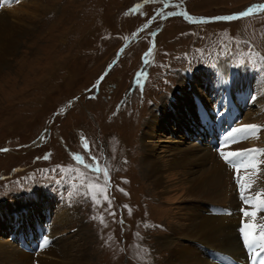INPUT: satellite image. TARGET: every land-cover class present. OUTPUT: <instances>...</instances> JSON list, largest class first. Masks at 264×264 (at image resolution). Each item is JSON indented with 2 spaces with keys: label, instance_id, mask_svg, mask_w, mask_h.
Returning a JSON list of instances; mask_svg holds the SVG:
<instances>
[{
  "label": "rangeland",
  "instance_id": "obj_1",
  "mask_svg": "<svg viewBox=\"0 0 264 264\" xmlns=\"http://www.w3.org/2000/svg\"><path fill=\"white\" fill-rule=\"evenodd\" d=\"M168 1L0 0L9 22H24L0 67V244L10 243L7 252L34 235L29 223V233L22 232L27 219L40 222L48 214L51 242L68 247L75 263L159 264L163 236L177 234L170 230L175 219L222 203L192 195L182 182L190 173L209 182L210 172L200 173L204 163L228 168L217 170L218 186L251 201L241 181L264 167V0H180L197 15L247 13L199 26L168 14L170 7L162 10ZM226 97L242 99L234 129L258 127L226 144L231 129L224 116L227 130L218 139L214 129L213 147L195 132L207 131L195 110L209 117L213 131L223 124L211 108L220 110ZM150 157L165 167L162 186L153 189ZM226 157L235 163L226 165ZM182 241L176 237L172 246ZM248 242L252 248L241 239L245 262L260 264L264 249L252 254L255 240Z\"/></svg>",
  "mask_w": 264,
  "mask_h": 264
},
{
  "label": "bare ground",
  "instance_id": "obj_2",
  "mask_svg": "<svg viewBox=\"0 0 264 264\" xmlns=\"http://www.w3.org/2000/svg\"><path fill=\"white\" fill-rule=\"evenodd\" d=\"M7 4L9 11L12 12L16 11L15 10L16 7L14 5H10V3L8 2ZM23 25H24L23 20H18V22L11 20V22H9L8 15L5 12L0 11V67H2L3 64L5 63L6 56L9 54V52L13 50V48L17 45L18 35H20V33H14V32L21 30L20 26ZM233 74L234 71L230 67H228L225 73V80L227 83L231 82ZM216 92H218L216 94L220 95V86H218ZM220 97L221 96H218L219 101H220ZM218 99H216L217 100L216 102H218ZM239 99L240 97H237L236 99H232L231 97H228L225 101H223V107L225 108V111H222L221 113L225 114L228 117H235L234 114L237 111H239L238 103H237ZM204 102L207 103V100H204ZM239 102L242 103V99ZM234 110L235 112L232 113ZM247 134L244 137H248L249 135ZM258 135L262 137L263 132L258 131ZM255 138L256 137L252 138L249 141L252 143L255 140ZM244 140L247 141L248 139H244ZM143 141L145 144H147L146 137L143 138ZM170 142L173 145L172 147H174V145L177 143V140L172 139ZM187 147L188 149L186 150L188 151L196 150L194 145H188ZM205 148L209 149V147H205ZM195 154L196 153H194V155ZM228 158L227 160L226 158L222 159L226 165L231 164L230 161L232 159H230V157ZM261 158L263 161L264 154L263 157ZM150 159L151 161H149L148 163H150L151 168L148 172L150 173L152 178L151 186L153 189L154 187L162 186V178H163L162 173L164 171L163 168L165 167H163V164H161L158 160H154L152 157H150ZM199 159L202 162L206 160L204 155L199 157ZM185 162L183 161V163ZM171 164L172 163H170V165ZM202 165L204 168H202V170L200 171L201 176L206 170H208L210 172L208 173L210 174L209 177L211 178V180L209 181L207 178L206 179L209 182L203 181L201 178L195 177L194 173H190L189 175H191L192 177L184 179L182 180V182L189 184L188 188L189 191L192 192V195H197L198 197H201L203 195L209 196L211 194L212 199L218 198L222 203H220L221 204L220 206H210V211L208 210L209 206L205 208L202 206L201 208L198 209V211L189 210L188 213H185L187 216L183 221H177L175 219L173 223L174 225L172 226L173 228H170V230L172 233H174V235L175 233H177L175 236L180 240H184V241H182V244L177 243L175 246H172L171 241H173L174 238L176 239V237L170 236L169 238L168 236L164 235L161 245L162 246L161 251L163 252L160 254L161 263L159 264H247L245 262L246 260L245 248L241 245V239L242 241H245V232H251L252 235H255L256 237L255 239H251V240H255V247L252 250V254L255 253L256 251H260L261 250L260 245L264 244V236L261 235L262 233H264V204L261 203L262 187H264V167L261 169V172L258 176L254 178L251 176L252 180L250 179L248 180L247 178L245 179L242 178L243 181H241L245 183L244 185L242 184L243 186L246 185L245 191H241V192L247 191L248 194L246 193V196H249L248 198H250L251 201H252L251 195H255L256 197H259L260 201H257L256 203H254L255 205H253L251 201L248 200L244 201L243 200L244 198L238 200L236 191L230 192L227 189H225L226 186L225 187L223 186L224 188L218 186L217 170L228 171V168H222V169L216 167L207 168V166L205 167V163ZM248 166L249 164L247 165V167ZM231 168L233 170H236L234 167ZM241 175L239 176L242 177ZM236 184L231 186L232 187L236 186ZM231 186L229 187L231 188ZM19 210L21 211V209ZM245 211L249 213L255 212L256 215L251 216V218L245 217L243 215ZM246 224H255L257 225V227L247 228ZM162 228L164 227L162 226ZM257 235L260 236V238H258ZM27 240H28L27 244L25 242L19 241L18 246H15V248L10 249L9 252H7V248L3 246L5 245L9 246L10 243L5 242L3 244H0V249L2 248L3 251L5 252L4 253L5 256L0 257V260L3 262L6 261L8 264H81L80 262L75 263L74 257L69 256L68 247L66 248L63 247L58 250L56 247V242L53 243L54 240L50 242V240H52V237L50 235L47 236V238L45 239H38V240L34 235H30L27 238ZM45 240H47L46 244L44 243ZM251 240L249 239L248 241ZM36 251H38L37 254L35 253ZM227 254H230L232 256L228 258L226 256ZM258 258L256 259L258 260Z\"/></svg>",
  "mask_w": 264,
  "mask_h": 264
},
{
  "label": "snow or ice",
  "instance_id": "obj_3",
  "mask_svg": "<svg viewBox=\"0 0 264 264\" xmlns=\"http://www.w3.org/2000/svg\"><path fill=\"white\" fill-rule=\"evenodd\" d=\"M249 11H251V9H249ZM244 15H247V13H244ZM230 18H231V17H225L224 19H230ZM255 127H256L255 125H246V126H242V127L239 128V129H233V130L229 133L228 137L225 138V142H226L227 140H229V139H233V140H234V139H235V136H236L237 133H245V134H247V133L245 132V129H252V130H255ZM229 155L232 156V157H238L240 154H239V153H236V152H232V153H230ZM253 158H254V157H253ZM77 159H80V158L77 157ZM226 159H227V157H226ZM230 162L235 163L234 160H233V161H230ZM253 167H254V166H253ZM97 171H99V169H97ZM104 179H105V182H107V180H108V173H107L106 171L104 172ZM100 191L103 192V188H101ZM92 199L95 201V203H97V204L100 203V200L96 197V195H93V196H92ZM105 199H108V197H107L106 195H105ZM243 215H244L245 217L251 218V216H255L256 213H255V212L249 213V212L245 211V212L243 213ZM94 218H95V217H94ZM101 220H102V218H101ZM102 222H103V221H102ZM145 227H147V225H145ZM246 227H247V228H256L257 225H255V224H246ZM251 235H252L251 232H245V242L248 243V246H249L250 248L253 247V244L250 243V242H248V237L251 236ZM261 235L264 236V233H262ZM44 243L46 244V243H47V240H45ZM260 247H261L262 249H264V244H261ZM260 264H264V260H262V261L260 262Z\"/></svg>",
  "mask_w": 264,
  "mask_h": 264
},
{
  "label": "flooded vegetation",
  "instance_id": "obj_4",
  "mask_svg": "<svg viewBox=\"0 0 264 264\" xmlns=\"http://www.w3.org/2000/svg\"><path fill=\"white\" fill-rule=\"evenodd\" d=\"M180 1H178V3H179ZM175 3H177V2H175V1H172L171 3H170V6L171 7H173V12H171V13H174V15H176V16H178V17H180L181 19H184L183 18V14H182V12H181V6L180 5H178V4H175ZM180 4H182V6L184 7L185 5H184V3H182V2H180Z\"/></svg>",
  "mask_w": 264,
  "mask_h": 264
},
{
  "label": "water",
  "instance_id": "obj_5",
  "mask_svg": "<svg viewBox=\"0 0 264 264\" xmlns=\"http://www.w3.org/2000/svg\"><path fill=\"white\" fill-rule=\"evenodd\" d=\"M241 15H244V13H242V14H236V15H229V16H227V17H231L230 19H234L235 17H239V16H241ZM225 18V17H224ZM223 18V19H224ZM219 19H222V18H219ZM208 21H214V20H216V19H212V18H209V19H207ZM198 21H201V20H198Z\"/></svg>",
  "mask_w": 264,
  "mask_h": 264
}]
</instances>
